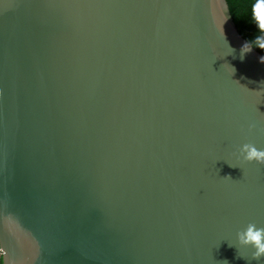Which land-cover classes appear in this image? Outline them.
Here are the masks:
<instances>
[{"label":"water","instance_id":"obj_1","mask_svg":"<svg viewBox=\"0 0 264 264\" xmlns=\"http://www.w3.org/2000/svg\"><path fill=\"white\" fill-rule=\"evenodd\" d=\"M244 42L225 0H2L0 264H264Z\"/></svg>","mask_w":264,"mask_h":264},{"label":"clouds","instance_id":"obj_2","mask_svg":"<svg viewBox=\"0 0 264 264\" xmlns=\"http://www.w3.org/2000/svg\"><path fill=\"white\" fill-rule=\"evenodd\" d=\"M251 20L256 27L258 35L254 37L251 43L245 41L241 45L239 49V58L243 60L247 52L251 51L253 48H258L262 53L259 57V63L264 64V0H252ZM228 49L230 50L228 53H231L232 49ZM235 158L242 163L264 165V149H257L250 143H244L239 146L235 153ZM229 166L236 165L229 163ZM233 244L236 248L251 249V255L246 259L248 262L258 261L264 258V227H257L254 223H247L242 229L235 232L234 243H229V245L231 246ZM241 257L244 258L243 256Z\"/></svg>","mask_w":264,"mask_h":264},{"label":"trees","instance_id":"obj_3","mask_svg":"<svg viewBox=\"0 0 264 264\" xmlns=\"http://www.w3.org/2000/svg\"><path fill=\"white\" fill-rule=\"evenodd\" d=\"M229 16L235 26L238 35L244 40L251 43L258 35L256 27L251 20V3L252 0H225ZM261 56V50L253 48Z\"/></svg>","mask_w":264,"mask_h":264},{"label":"snow or ice","instance_id":"obj_4","mask_svg":"<svg viewBox=\"0 0 264 264\" xmlns=\"http://www.w3.org/2000/svg\"><path fill=\"white\" fill-rule=\"evenodd\" d=\"M0 3H2V0H0Z\"/></svg>","mask_w":264,"mask_h":264}]
</instances>
